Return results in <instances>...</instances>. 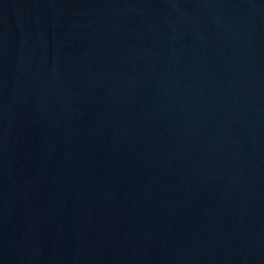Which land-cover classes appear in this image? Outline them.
<instances>
[{
	"label": "water",
	"instance_id": "obj_1",
	"mask_svg": "<svg viewBox=\"0 0 264 264\" xmlns=\"http://www.w3.org/2000/svg\"><path fill=\"white\" fill-rule=\"evenodd\" d=\"M0 264H264V0H0Z\"/></svg>",
	"mask_w": 264,
	"mask_h": 264
}]
</instances>
